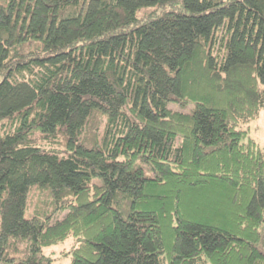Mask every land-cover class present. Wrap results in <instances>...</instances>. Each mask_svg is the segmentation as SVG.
Listing matches in <instances>:
<instances>
[{
  "label": "trees",
  "instance_id": "obj_1",
  "mask_svg": "<svg viewBox=\"0 0 264 264\" xmlns=\"http://www.w3.org/2000/svg\"><path fill=\"white\" fill-rule=\"evenodd\" d=\"M263 107L264 0H0V264H264Z\"/></svg>",
  "mask_w": 264,
  "mask_h": 264
},
{
  "label": "rangeland",
  "instance_id": "obj_2",
  "mask_svg": "<svg viewBox=\"0 0 264 264\" xmlns=\"http://www.w3.org/2000/svg\"><path fill=\"white\" fill-rule=\"evenodd\" d=\"M149 8H142L140 10V13L147 12ZM30 74L27 72L22 73V75H18V79H27L29 78ZM172 107H175L172 105ZM192 105L188 104L186 107H179L180 109L189 111L191 109ZM17 124V120L10 121L8 119H3L0 121V134L7 130H12ZM245 128L248 131V135L251 136L254 140L258 142L260 146H264V107L260 110L259 116L255 119H252L249 121ZM29 138L32 140L33 143H35L38 146H41L43 148H55V144L49 141V139L46 136H43L40 132L35 131L34 133L30 134ZM54 140H59V137H54ZM50 206L48 207V209ZM39 207H38V200L37 198L29 199V202L27 204V208L25 209V217L30 218L35 214L39 213ZM64 212H59L54 214L51 217V221H53L56 218H61ZM72 239L68 238L64 242L52 245L49 247L43 248V253L48 254L53 258V261L57 264H67L70 260L69 255H64L63 252L68 250L71 246Z\"/></svg>",
  "mask_w": 264,
  "mask_h": 264
}]
</instances>
